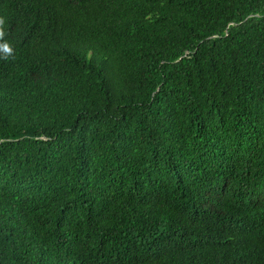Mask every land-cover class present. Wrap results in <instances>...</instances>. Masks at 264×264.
<instances>
[{
	"label": "trees",
	"instance_id": "obj_1",
	"mask_svg": "<svg viewBox=\"0 0 264 264\" xmlns=\"http://www.w3.org/2000/svg\"><path fill=\"white\" fill-rule=\"evenodd\" d=\"M0 19V264H264V0Z\"/></svg>",
	"mask_w": 264,
	"mask_h": 264
},
{
	"label": "clouds",
	"instance_id": "obj_2",
	"mask_svg": "<svg viewBox=\"0 0 264 264\" xmlns=\"http://www.w3.org/2000/svg\"><path fill=\"white\" fill-rule=\"evenodd\" d=\"M4 23L3 19H0V25ZM5 36V31L3 28H0V40ZM0 50L5 52L6 54H11L12 48L8 42L0 43Z\"/></svg>",
	"mask_w": 264,
	"mask_h": 264
}]
</instances>
